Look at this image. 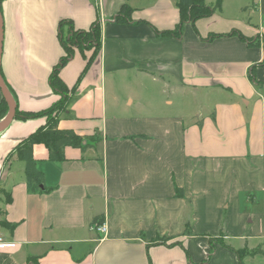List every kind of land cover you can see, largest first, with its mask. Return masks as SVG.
<instances>
[{"label":"crops","instance_id":"0c3cea01","mask_svg":"<svg viewBox=\"0 0 264 264\" xmlns=\"http://www.w3.org/2000/svg\"><path fill=\"white\" fill-rule=\"evenodd\" d=\"M178 1L1 0L0 74L16 111L58 101L49 77L64 55L61 21L98 23L102 46L89 67L94 50H77L60 71L76 91L59 129L89 146L52 162L35 145L44 191H28L10 154L47 117L0 132V221L13 226L0 236L17 244L0 264H264V87L250 78L254 67L264 83V0H223L163 37L180 22ZM124 6L128 23L115 20ZM116 76L136 88L123 96ZM146 83L191 100L149 99Z\"/></svg>","mask_w":264,"mask_h":264},{"label":"trees","instance_id":"16d2710c","mask_svg":"<svg viewBox=\"0 0 264 264\" xmlns=\"http://www.w3.org/2000/svg\"><path fill=\"white\" fill-rule=\"evenodd\" d=\"M223 0H216L214 5L206 4V0H179L177 7L180 14V22L175 30L159 32L158 34L163 37L180 38L182 36V27L186 23L192 25L201 18L209 17L216 11L222 8ZM131 9L124 6L120 13L116 16L117 22L128 23L130 22ZM68 26L66 36L63 35L62 29ZM59 38L64 50V55L61 57L59 63L54 67L50 77L49 84L56 95L59 96L51 107L36 113L21 112L17 109L15 118L30 119L37 117H47L45 126L37 129L34 133L18 143L11 155L15 154L17 158L25 164V177L27 189L29 192L44 191L45 179L44 174L40 172L36 166V161L33 156V148L37 144L46 146L49 152V160L52 162H60L65 160V149L67 147L80 148L85 151L88 148L86 138L76 134L72 130L59 129V114L65 113L68 109L71 96L76 91V87L70 89L60 77V71L65 67L68 62L74 57L75 52L78 50L84 54L87 50H94L93 55L87 63L89 67L94 59L100 52L102 46L101 28L98 23H94L89 30H76L69 20L61 21L59 24ZM245 41L247 39L241 37ZM249 41V40H248ZM251 42V41H249ZM253 44V43H252ZM86 67V68H87ZM254 69V67H253ZM250 71L251 80L260 87H264V83L257 82L254 79V73ZM8 112V105L5 101L0 103V122L3 121ZM13 226L0 221V227ZM166 240L162 239V243ZM256 253H259L257 251ZM255 253V254H256ZM238 257L241 259L244 253L237 252ZM31 264H38L36 258L30 259Z\"/></svg>","mask_w":264,"mask_h":264},{"label":"rangeland","instance_id":"374dc122","mask_svg":"<svg viewBox=\"0 0 264 264\" xmlns=\"http://www.w3.org/2000/svg\"><path fill=\"white\" fill-rule=\"evenodd\" d=\"M67 29H68V26H66V25L62 29V32H63V35L64 36H66ZM115 78H116V82L114 81V87H118L119 89H122V95L123 96H125L126 92L129 89H132V88L135 89L136 88V87H130L131 85L129 84V83H134V86L136 85L133 77L131 79L132 82H130V79L126 80L125 78H121L119 76H116ZM146 85H148V84L146 83ZM147 88H148V91L145 92L144 95L147 98H149V99L161 101V100L166 99L168 96H171L170 99L176 100V101H181L182 102L183 100H185V101H188L189 102V100H191V96L190 95H187V97L185 99H183L182 96L178 99L173 93H168L167 95H160L159 92L157 91L158 89L153 90L151 88V85L146 86V89Z\"/></svg>","mask_w":264,"mask_h":264},{"label":"water","instance_id":"95a60500","mask_svg":"<svg viewBox=\"0 0 264 264\" xmlns=\"http://www.w3.org/2000/svg\"><path fill=\"white\" fill-rule=\"evenodd\" d=\"M1 2V0H0ZM2 40H3V23H2V17H1V11H0V61H1V54H2ZM0 88L2 89V92L4 94V97L9 105V113L6 116V118L0 123V132L4 131L9 124L13 121V119L16 116V105L14 102V99L12 95L10 94V91L4 84L1 74H0Z\"/></svg>","mask_w":264,"mask_h":264},{"label":"built area","instance_id":"2783aa9c","mask_svg":"<svg viewBox=\"0 0 264 264\" xmlns=\"http://www.w3.org/2000/svg\"><path fill=\"white\" fill-rule=\"evenodd\" d=\"M96 230L100 231L101 233H105L107 230V227L105 224H103V225L98 226L96 228ZM16 245L17 244L15 242L7 241L2 236H0V252L10 250V249H14V248H16Z\"/></svg>","mask_w":264,"mask_h":264}]
</instances>
